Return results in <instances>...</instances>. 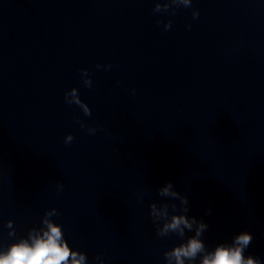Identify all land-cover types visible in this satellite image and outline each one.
<instances>
[{
	"label": "water",
	"instance_id": "water-1",
	"mask_svg": "<svg viewBox=\"0 0 264 264\" xmlns=\"http://www.w3.org/2000/svg\"><path fill=\"white\" fill-rule=\"evenodd\" d=\"M45 221L82 264H264V0H0V254Z\"/></svg>",
	"mask_w": 264,
	"mask_h": 264
},
{
	"label": "clouds",
	"instance_id": "clouds-1",
	"mask_svg": "<svg viewBox=\"0 0 264 264\" xmlns=\"http://www.w3.org/2000/svg\"><path fill=\"white\" fill-rule=\"evenodd\" d=\"M185 3V6H188V0H182ZM192 16L194 19L198 18L199 12L193 11ZM159 24V22H157ZM170 28V27H169ZM167 30V29H166ZM101 67V65H97ZM105 67L110 68L111 65ZM81 75H87V70L81 69ZM85 85L91 87L92 81L86 80ZM74 99L73 101H66V103H75L82 109H84L85 115H91V112L88 110L85 104L77 97L75 91L72 93ZM67 96V93H65ZM81 127H85L84 123L81 122ZM95 127H88L90 134L96 132ZM74 139L72 135L65 137V143H71ZM63 185H60V190H62ZM171 188V183L168 184L162 191L163 195H177L176 193H169ZM183 204L187 203V199L183 198L181 200ZM153 211L155 208L153 206ZM211 210H209V214ZM196 219L193 217L191 223L189 220L185 219L184 216H173L172 221L169 224H166L164 229L161 231V235L166 234L168 231H177L179 230L180 235H183L184 227L191 229L192 224L196 223ZM47 223V231H44L42 235H32L30 233L31 243L28 240H21L19 243L13 244L10 249L4 253L0 254V264H68L69 257H72L71 264H82L85 257L80 255L77 258L76 252H71L68 245L62 239V233L60 227L45 221ZM207 228V225L203 222L199 223V227L196 230V236L199 237L201 233ZM253 237L247 232L237 235L235 237L234 243L235 247H224L219 246L215 249L214 253L205 255L202 264H258L257 261L249 258L245 260L242 252L243 250L251 243ZM204 251V245L199 239L192 238L188 240L186 245H181L176 247L174 251L167 253L166 257L170 260L175 258L177 264H184V258L189 260H194L198 253Z\"/></svg>",
	"mask_w": 264,
	"mask_h": 264
}]
</instances>
